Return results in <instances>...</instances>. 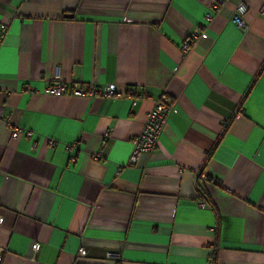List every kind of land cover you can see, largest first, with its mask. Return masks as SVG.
<instances>
[{
    "label": "crops",
    "instance_id": "1",
    "mask_svg": "<svg viewBox=\"0 0 264 264\" xmlns=\"http://www.w3.org/2000/svg\"><path fill=\"white\" fill-rule=\"evenodd\" d=\"M212 1L0 0V264H264V0Z\"/></svg>",
    "mask_w": 264,
    "mask_h": 264
},
{
    "label": "built area",
    "instance_id": "2",
    "mask_svg": "<svg viewBox=\"0 0 264 264\" xmlns=\"http://www.w3.org/2000/svg\"><path fill=\"white\" fill-rule=\"evenodd\" d=\"M227 0H213L210 7L212 11L218 10ZM247 9L243 2H238L235 5L234 12L231 20L234 25L239 28H245L243 16ZM259 14L264 17V4L259 9ZM5 35V25L0 24V42ZM194 36L188 37L181 45L182 53H187L193 45ZM32 90V89H31ZM44 92L47 94L59 96L63 94H71L74 96H103L109 97L113 95H122L121 91H118L115 83H110L104 86L91 85L83 87L80 84L73 83L68 86L59 80L58 74H55L54 81L44 87ZM135 92L133 90L127 91V95L134 97ZM171 111V104L169 97L166 94H161L154 102L151 109L146 114L143 126L141 130L133 136L130 140L131 154L130 162H134L140 154L149 153L157 146L158 135L166 122V119ZM10 136L11 138H17L24 136L29 139L32 136L30 130H25L18 125L10 124ZM47 144L53 147L55 141L48 139ZM36 146V142H32V147ZM200 175V174H199ZM201 206L206 205L205 199L201 200ZM117 257V255L106 252L105 258Z\"/></svg>",
    "mask_w": 264,
    "mask_h": 264
},
{
    "label": "trees",
    "instance_id": "3",
    "mask_svg": "<svg viewBox=\"0 0 264 264\" xmlns=\"http://www.w3.org/2000/svg\"><path fill=\"white\" fill-rule=\"evenodd\" d=\"M196 186H197V189L199 191V193L201 194L202 197H205V190H204V186H203V183L201 181H197L196 183Z\"/></svg>",
    "mask_w": 264,
    "mask_h": 264
},
{
    "label": "water",
    "instance_id": "4",
    "mask_svg": "<svg viewBox=\"0 0 264 264\" xmlns=\"http://www.w3.org/2000/svg\"><path fill=\"white\" fill-rule=\"evenodd\" d=\"M66 16H71V15H66Z\"/></svg>",
    "mask_w": 264,
    "mask_h": 264
}]
</instances>
